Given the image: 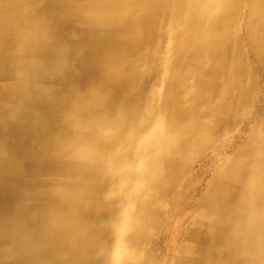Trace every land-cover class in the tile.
Wrapping results in <instances>:
<instances>
[{
  "label": "bare ground",
  "instance_id": "1",
  "mask_svg": "<svg viewBox=\"0 0 264 264\" xmlns=\"http://www.w3.org/2000/svg\"><path fill=\"white\" fill-rule=\"evenodd\" d=\"M258 74L264 0H0V264H154ZM248 136L164 264H264V120Z\"/></svg>",
  "mask_w": 264,
  "mask_h": 264
},
{
  "label": "rangeland",
  "instance_id": "2",
  "mask_svg": "<svg viewBox=\"0 0 264 264\" xmlns=\"http://www.w3.org/2000/svg\"><path fill=\"white\" fill-rule=\"evenodd\" d=\"M258 75H259V86H263L264 85V77H262L261 74H258ZM263 110H264V108H261L258 111V113L255 115L254 118L249 117V114L247 115V113L245 112V113H242L239 118L231 119V121L233 122V128L228 133L223 135L219 141H217L215 143H211L209 146H207L205 148V150L202 152L203 155H200V157L195 160L193 169L191 171H189L188 174H186L184 176V178L182 179V181L180 183V185H181L180 191L182 190L183 195L182 194L180 195V192H178L177 194L174 193V195L172 197H169L170 199L169 198L166 199V201H169L168 203L170 205L168 203H167L168 205L167 204L164 205L163 212L159 216L160 219L159 218L157 219V226L154 228V230L152 231L151 237L147 240L146 244L144 245V247L148 248V249L151 247L153 253L155 252L154 254L156 255V257H155V261L153 262L154 264H164L162 256L159 254L160 248H163L165 250V248L167 246L172 245L173 239L175 237L174 234L178 231H185L186 226H188L187 225L188 221H191L193 219V217H195L199 213V211L201 210L202 202L206 198L207 191L211 185V182L214 180V178L218 174H220L223 171V169L225 167L224 165L226 164V162L234 156L235 152L239 148H241L243 146L244 142L249 137L248 135H250V129L253 128L254 126L262 123V121L264 120V111ZM258 116H260V117H258ZM243 117H244V119H243ZM215 146H216V148H215ZM221 147L222 148L225 147L226 149L224 148L222 150ZM213 149H216L218 151H215V150L213 151ZM212 151H213V153H212ZM199 183H201V184H199ZM199 185H200V187H199ZM195 196L197 199L195 198ZM173 198H175V199H173ZM193 199H195L196 201ZM185 200H187V201L185 202ZM192 200L194 202H192ZM180 204L182 205V207ZM174 212L176 214H174ZM179 215L183 216V217H180ZM168 218H171V220ZM185 221H186V223H185ZM178 227H180V228H178ZM160 229H161V231H159ZM164 239H166V240H164ZM157 243H159V244H157Z\"/></svg>",
  "mask_w": 264,
  "mask_h": 264
}]
</instances>
